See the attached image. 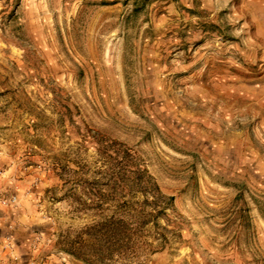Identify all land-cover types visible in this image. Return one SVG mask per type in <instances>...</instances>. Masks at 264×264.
I'll use <instances>...</instances> for the list:
<instances>
[{
	"label": "rangeland",
	"instance_id": "rangeland-1",
	"mask_svg": "<svg viewBox=\"0 0 264 264\" xmlns=\"http://www.w3.org/2000/svg\"><path fill=\"white\" fill-rule=\"evenodd\" d=\"M134 165L176 224L139 264H264V0H0V264H137Z\"/></svg>",
	"mask_w": 264,
	"mask_h": 264
},
{
	"label": "trees",
	"instance_id": "trees-1",
	"mask_svg": "<svg viewBox=\"0 0 264 264\" xmlns=\"http://www.w3.org/2000/svg\"><path fill=\"white\" fill-rule=\"evenodd\" d=\"M125 151L122 154L127 157L128 154ZM128 167L133 169L131 171L135 176L133 186L141 193L143 200L134 204L120 200L117 208L121 213L107 218L101 237L105 238L104 249L108 256L105 258L106 260L111 259L109 257H111L112 249L117 247L115 249L121 259L122 257L134 259L139 261L137 262L139 264V259L143 255L160 251L167 243L165 236L157 232L158 229H161L157 221L162 219L165 225L172 229L176 224L171 215L174 213L171 197H166L160 192L144 167L138 165ZM120 189L125 190L127 188L121 184ZM166 211L171 213L168 214ZM148 225L151 226V230H154L155 238L153 237V241L156 242L155 244L146 240L150 230ZM174 232L172 230L171 233Z\"/></svg>",
	"mask_w": 264,
	"mask_h": 264
}]
</instances>
